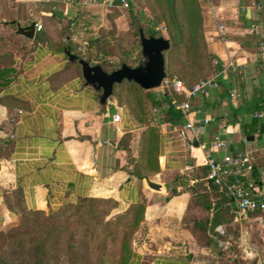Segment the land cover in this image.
<instances>
[{
	"label": "crops",
	"instance_id": "crops-1",
	"mask_svg": "<svg viewBox=\"0 0 264 264\" xmlns=\"http://www.w3.org/2000/svg\"><path fill=\"white\" fill-rule=\"evenodd\" d=\"M103 14L98 0H0V229L20 220L21 207L48 211L93 196L115 200L112 213H118L144 195L149 243L144 241L135 249L134 263L202 264L192 260L185 246L162 240L167 234L192 244L188 230L170 229L165 222L169 215L174 216L173 221L181 216L203 166L201 151L187 150L178 135L176 127L181 122L169 120L164 93L155 95L158 105L150 118L159 131V169L146 177L160 183L156 190L147 185L145 177L140 179L131 172L146 124L137 120L128 106L119 104L114 94L101 104L100 91L86 84L80 65L67 55L70 51L89 58L91 64L99 63L92 52L98 28L104 24ZM244 16L249 19L246 24ZM261 17L264 0H211L206 6L203 26L207 46L225 69L222 88L194 98L192 105L197 116L211 118L205 138L222 132L232 150L239 146L243 150L234 151L251 152L263 199L264 143L246 144L254 142L258 130L253 140H247L238 122H231L234 109L248 103L264 83L262 42L253 51V47L241 46L238 39L251 32L263 34L262 23L258 24ZM32 21L42 24L33 37L17 33V25ZM221 27L225 34L220 38ZM231 62L233 67L226 65ZM229 68L238 70L244 80L238 87L243 95L239 102L229 97L231 91H237ZM8 75L11 80L1 84ZM224 88L228 93L221 95ZM244 91H250L252 97ZM115 114H119L118 121H113ZM245 117L239 113L236 121ZM124 147L130 150L129 155ZM172 173L170 180H161L162 175ZM163 197L165 207L160 206ZM210 201L207 233L209 227L222 228L231 212L224 193L212 194Z\"/></svg>",
	"mask_w": 264,
	"mask_h": 264
},
{
	"label": "trees",
	"instance_id": "trees-1",
	"mask_svg": "<svg viewBox=\"0 0 264 264\" xmlns=\"http://www.w3.org/2000/svg\"><path fill=\"white\" fill-rule=\"evenodd\" d=\"M163 2L168 15L169 10L173 11L171 34L175 38L174 46H170L163 52L165 77L177 76L185 86L190 87L198 80L205 78L202 77L203 74L199 72L196 79L190 82L186 80L190 76L180 66L167 72V53L172 56L178 55V61L183 59L184 62L191 63L194 59L205 67H210L211 55L204 47L203 35L201 40L198 37L202 27L201 10L197 0H163ZM160 17L164 20V15L161 14ZM243 21L246 24L249 19L244 16ZM260 23H262L260 30L263 34L257 31L239 37L241 46L252 48L259 46L261 42L264 43V17L260 18L258 24ZM138 28L142 27H137L136 34L139 36ZM142 30L145 36L161 35L157 29H151L148 32L143 28ZM102 40L98 38L94 40L97 47ZM79 56L91 62L89 58L80 54ZM98 64L110 72L118 68L121 62L110 70H107L103 63ZM217 64L219 67L222 65L219 59ZM11 78L12 76L8 75L1 84L8 83ZM222 82V76H219V86ZM227 93L226 88L220 91L221 95ZM113 94L117 97L119 104L128 106L137 120L146 124L140 134L138 159L133 164L131 172L140 179L158 172L159 131L156 125L150 123L152 110L158 105L156 96L129 80L115 84ZM176 97L182 98L181 95ZM162 98L166 104V112L170 115L169 120L172 123L181 122L180 113L173 108L172 95L165 92ZM245 111L250 112V116L236 121L237 114ZM258 113H262V116H255ZM232 117L234 119L232 118L231 122H238L245 136L258 130V123L264 117V83L260 85L259 91L248 103L234 109ZM124 148L129 155L130 150L127 147ZM201 170L202 175L196 177L193 198L209 210L210 196L212 194L218 196L221 192L217 186L204 179L206 174L204 165ZM258 174L257 165L254 163L253 175L256 178ZM145 200V196L141 195L137 202L118 213H112L117 206L115 200L93 196H85L72 203H63L56 209L48 211L21 207V218L18 223L6 231H0V264H150L148 261L134 263L137 254L133 248V236L144 219ZM247 215L262 216L264 210L249 212ZM199 222V219H194V224L199 229H192L193 233L204 236L206 245H210L211 238L206 228Z\"/></svg>",
	"mask_w": 264,
	"mask_h": 264
},
{
	"label": "rangeland",
	"instance_id": "rangeland-1",
	"mask_svg": "<svg viewBox=\"0 0 264 264\" xmlns=\"http://www.w3.org/2000/svg\"><path fill=\"white\" fill-rule=\"evenodd\" d=\"M98 2L100 4V9L104 13V24L98 28L99 31L97 38L103 40L98 47H94L95 52L92 53L96 56L94 60L103 63V66L107 70H110L114 66H118L120 62H125L131 66H135L139 63L141 58V46L139 36L136 34L138 26H141L146 32L151 29H157L163 37L168 38L171 41V47L174 46L175 38L171 34V27L173 26V11L169 10V15L167 14L163 0H128L127 7L120 6L117 3L110 4L109 0H98ZM210 2L211 0H197L202 15V27L198 37H200L201 40V36L203 35L202 41L204 47L211 55L210 67H205L194 59L191 63L184 62L183 59L178 61V55L172 56L170 53H167V72H170L172 69L176 68V66H180V68L190 76V78L186 79L190 82L196 79L197 74L202 73V77H211L218 73V71L225 69L223 65L220 67L218 66V58L209 50L205 38V30L203 26L204 11ZM161 11L163 13H161ZM161 14L164 15V20L161 19ZM219 31V37L221 38L224 36L225 32L220 29ZM252 50L255 51L256 48L253 47ZM261 65L259 66L260 68H262ZM229 69L231 71L230 73L233 74L232 77L235 89L237 92H240V85L241 83H244V80L239 76H242V74H238V70H233L232 68ZM159 87L150 89L149 91L156 96H161L165 89L163 90ZM221 88L220 85L217 89L220 90ZM244 94L245 96H249V98L252 97L250 91H244ZM241 98H243V95L240 92V96L236 98V100L239 102ZM244 114L245 116H250V112L245 111ZM243 117L244 115L242 118ZM245 142L251 146L261 145L264 143V133L259 134L257 131L254 142ZM238 149L242 148L239 146L234 148V150ZM256 153L257 152L253 154L256 156ZM173 174L174 173L164 174L162 175L161 180H170ZM193 197V195L189 197L181 216L176 217L173 221L171 219H173L174 216L169 215V220L165 222L170 229L177 230L180 227L188 230L191 234L190 239L192 240V244L190 245L187 242H182L177 236L175 238V236L167 234L162 236L163 242L172 241L177 245L185 246L186 252L191 256L192 260L194 262H201L202 264H261L259 261L260 258L258 259L254 253L247 251L246 248L248 247V242L246 243L243 239L247 237L250 242L255 245L261 243L260 237H264V215L261 217H251L247 215L235 220L233 213L228 212L229 214H226L227 221H225V225L222 228L215 230L212 227H209L208 235L211 238V244L206 245V238L202 235H196L193 233L192 229L198 228V226L194 224V219H199V223H201L202 227L207 226L206 219L210 215V210H206L204 206L198 203ZM166 201V198L163 197L160 206L165 207ZM147 204V200H145V209ZM225 212H227V210ZM157 221L159 220L157 219ZM15 224H9L5 228L0 229V231H6ZM166 224L164 226H166ZM147 231L148 227L145 225L144 211V219L133 236L134 251L142 242L147 241V243H149V237L146 236ZM158 231L159 230H156L157 233ZM190 246L192 250H188ZM260 256L264 259V252H262Z\"/></svg>",
	"mask_w": 264,
	"mask_h": 264
},
{
	"label": "built area",
	"instance_id": "built-area-1",
	"mask_svg": "<svg viewBox=\"0 0 264 264\" xmlns=\"http://www.w3.org/2000/svg\"><path fill=\"white\" fill-rule=\"evenodd\" d=\"M110 4L128 6V0H109ZM259 7L257 3L255 5ZM42 29V24L35 23V30ZM220 30H223L222 27ZM251 28L250 31H253ZM260 54L264 58V45H260ZM228 66L233 67V63ZM222 70L214 76L205 77L190 87L185 86L177 76L164 77L161 82L163 93L172 95V105L180 113L181 123L176 131L187 150L199 149L202 153L203 165L206 167L204 179L215 186L228 197L227 205L234 215V219L247 216V213L264 210V200L259 196V185L253 175L254 159L249 151H234L222 132L205 138L206 127L210 124V117L197 116L198 110L192 105V100L205 95L208 91L219 87V76ZM182 98H177L176 95ZM237 91H231V99L238 98ZM155 110V109H154ZM262 116V113L255 114ZM119 120V114L113 115V121ZM188 168V166H186Z\"/></svg>",
	"mask_w": 264,
	"mask_h": 264
},
{
	"label": "water",
	"instance_id": "water-1",
	"mask_svg": "<svg viewBox=\"0 0 264 264\" xmlns=\"http://www.w3.org/2000/svg\"><path fill=\"white\" fill-rule=\"evenodd\" d=\"M249 12V10H248ZM249 16V14H247ZM35 32V22L32 21L28 25H17V33L25 37H33ZM140 39V61L137 65L131 66L122 62L118 68L108 72L98 64H91L89 61L80 57L77 54L67 51L70 61L80 65L82 77L86 84L100 91L99 100L101 104H105L113 95V87L115 84L123 80L135 82L141 88L150 90L161 85L165 73V60L163 52L171 46V41L162 35H144L142 28H138ZM258 133H264V117L259 123ZM247 140H253L254 135L246 137ZM145 182L152 188L159 190L160 183L152 181L145 177ZM247 243V242H246ZM251 244L248 243L246 248L250 252ZM259 261L264 264V259L260 256Z\"/></svg>",
	"mask_w": 264,
	"mask_h": 264
},
{
	"label": "flooded vegetation",
	"instance_id": "flooded-vegetation-1",
	"mask_svg": "<svg viewBox=\"0 0 264 264\" xmlns=\"http://www.w3.org/2000/svg\"><path fill=\"white\" fill-rule=\"evenodd\" d=\"M261 238V243L258 245L252 244L249 240V238L245 237L243 240H245L246 242L251 244L250 247V252L254 253L258 259L260 257V255L262 254V252H264V237H260Z\"/></svg>",
	"mask_w": 264,
	"mask_h": 264
}]
</instances>
